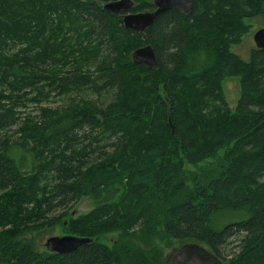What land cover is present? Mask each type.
Wrapping results in <instances>:
<instances>
[{
  "label": "trees",
  "instance_id": "16d2710c",
  "mask_svg": "<svg viewBox=\"0 0 264 264\" xmlns=\"http://www.w3.org/2000/svg\"><path fill=\"white\" fill-rule=\"evenodd\" d=\"M107 1L0 0V264H164L140 246L157 227L229 264H264V49L232 48L264 0H191L144 38ZM144 45L156 69L132 62ZM222 150L217 176L189 187L185 165ZM85 197L66 228L92 240L40 250L35 237ZM112 232L113 246L97 240Z\"/></svg>",
  "mask_w": 264,
  "mask_h": 264
},
{
  "label": "water",
  "instance_id": "95a60500",
  "mask_svg": "<svg viewBox=\"0 0 264 264\" xmlns=\"http://www.w3.org/2000/svg\"><path fill=\"white\" fill-rule=\"evenodd\" d=\"M153 9L131 12L132 0H108L101 7L115 16H120L123 25L139 32L144 38V30L150 27L156 16L167 10H177L187 14L191 8V0H152ZM256 48L264 49V27L253 33ZM135 65L157 68L155 52L150 45L135 49L131 55ZM92 239L72 234L53 235L46 238L44 247L49 253L65 254L76 250L79 246L89 243ZM164 264H225L224 260L215 255L206 246L197 242L182 243L173 247L165 257Z\"/></svg>",
  "mask_w": 264,
  "mask_h": 264
},
{
  "label": "rangeland",
  "instance_id": "374dc122",
  "mask_svg": "<svg viewBox=\"0 0 264 264\" xmlns=\"http://www.w3.org/2000/svg\"><path fill=\"white\" fill-rule=\"evenodd\" d=\"M245 22L251 26V29L249 33L243 37L242 42L238 46L234 45L232 48L233 51L243 59H248L251 50L255 48L253 33L259 28L264 27V18L253 17L250 19H246ZM222 87L228 105L231 108H234L239 97V78H225L222 83ZM16 152L18 155H20V150H16ZM225 165L226 161L224 160V151L222 150L219 151V153L214 157L206 159L204 162L198 165L186 164L183 179L189 187H192L194 186L195 182L204 183L205 180L216 177L217 174L225 167ZM90 203L91 202L87 197L81 199L80 201L72 205L71 209L68 210L67 215L61 218L58 224L52 226L49 229L43 230V232L37 236L35 235L38 248L44 251V242L46 238L50 236L70 234L68 233V230L66 228L67 224L69 223V219L89 211L92 207ZM233 218V214L222 216L223 220ZM157 230L158 231L155 236L149 239L146 243H141L140 246L147 247L148 245H150L151 248L156 249L159 252L162 260L164 261L168 252L173 247H177L182 243L179 240H175L171 237L165 236L160 227H157ZM119 237L120 235L118 232H112L99 236L97 240L103 244H106L107 246H113L115 242L119 240ZM224 263L229 264L228 260H224Z\"/></svg>",
  "mask_w": 264,
  "mask_h": 264
}]
</instances>
